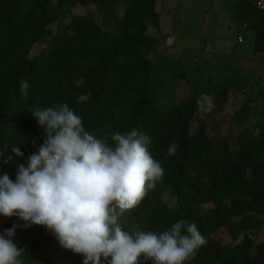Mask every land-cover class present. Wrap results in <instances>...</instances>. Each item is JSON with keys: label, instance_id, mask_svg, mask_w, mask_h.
<instances>
[{"label": "trees", "instance_id": "16d2710c", "mask_svg": "<svg viewBox=\"0 0 264 264\" xmlns=\"http://www.w3.org/2000/svg\"><path fill=\"white\" fill-rule=\"evenodd\" d=\"M157 1L0 0V177L7 174L15 181L18 164L27 166L29 156L38 153L46 138L30 109L67 103L97 138L132 130L149 136V151L162 162V181L120 218L124 230L137 226L162 233L184 219L195 222L207 240L185 264H264V239L260 240L264 120L234 136L233 124L248 117L249 101L236 112L227 132L209 118L196 122L197 97H187L168 109L156 104V75L167 68L149 57L160 41ZM237 1L236 17L254 33L255 52L264 53V6L258 4L260 0ZM68 4H93L102 23L90 15L74 14L44 51L32 55L34 46L47 38L51 25L60 19L55 8L62 12ZM22 80L29 84L26 97L20 90ZM221 91L227 93L226 86ZM221 101L216 102L219 108L225 106ZM173 142L178 148L169 157L166 151ZM15 145L23 157L13 154ZM169 192L176 198V207L164 199ZM206 204L213 206L205 210ZM25 223L15 216L7 218L0 234L18 225L14 240L25 249L21 259H45L42 251L55 236L44 226L25 227ZM223 227L235 244L224 245L215 238ZM82 261L81 255L59 242L56 257L44 260L46 264Z\"/></svg>", "mask_w": 264, "mask_h": 264}, {"label": "clouds", "instance_id": "9594fccd", "mask_svg": "<svg viewBox=\"0 0 264 264\" xmlns=\"http://www.w3.org/2000/svg\"><path fill=\"white\" fill-rule=\"evenodd\" d=\"M28 88L22 80L25 97ZM30 112L46 138L27 166L18 164L15 181L0 177V216L46 227L61 247L83 257L82 264H185L207 243L196 223L184 219L162 233L137 226L127 231L119 223L163 179L149 136L132 130L97 138L67 103ZM177 148L173 142L166 155ZM12 152L24 155L19 145ZM17 227L0 234V264H23L25 249L14 240Z\"/></svg>", "mask_w": 264, "mask_h": 264}, {"label": "rangeland", "instance_id": "374dc122", "mask_svg": "<svg viewBox=\"0 0 264 264\" xmlns=\"http://www.w3.org/2000/svg\"><path fill=\"white\" fill-rule=\"evenodd\" d=\"M170 1L173 5L160 11L158 48L149 55L156 63L167 66L166 70L156 75V104L168 109L187 97H197L199 106L196 122L209 118L217 122L223 132H227L236 112L249 101L248 117L233 124L234 136L243 132L245 127H252L264 120V53L255 52L254 33L236 17V7L227 0ZM261 2L264 6V0ZM123 8L124 5L120 4L119 15H122ZM55 12L59 13V21L51 25L47 38L34 46L32 55L44 51L51 37L64 28L74 14L90 15L102 23L101 13L93 4H68L65 11L58 12L55 8ZM104 28L111 29V26L105 25ZM149 32L156 34L153 28ZM239 37L243 41L239 42ZM176 73L180 75H174ZM223 86H226L225 94L221 91ZM220 99L225 106L219 108L216 102ZM215 107H218L217 112H214ZM164 199L170 207H176V198L172 193H167ZM212 206L206 204L204 209L208 210ZM6 219L0 216V228ZM214 236L221 244H235L226 227ZM57 245L56 237L52 238L42 251L45 259H23V264L51 261L56 257Z\"/></svg>", "mask_w": 264, "mask_h": 264}, {"label": "crops", "instance_id": "0c3cea01", "mask_svg": "<svg viewBox=\"0 0 264 264\" xmlns=\"http://www.w3.org/2000/svg\"><path fill=\"white\" fill-rule=\"evenodd\" d=\"M227 1L231 6L236 7V11H237L238 1L237 0H227ZM170 3H172L170 0H158L156 4V10L160 13L161 10H164L165 8L173 5ZM236 11H235V15H236ZM243 26L245 27V24H243Z\"/></svg>", "mask_w": 264, "mask_h": 264}, {"label": "built area", "instance_id": "2783aa9c", "mask_svg": "<svg viewBox=\"0 0 264 264\" xmlns=\"http://www.w3.org/2000/svg\"><path fill=\"white\" fill-rule=\"evenodd\" d=\"M258 4H259V5H262V2L259 1ZM241 41H243V39H242L241 37H239V42H241Z\"/></svg>", "mask_w": 264, "mask_h": 264}]
</instances>
